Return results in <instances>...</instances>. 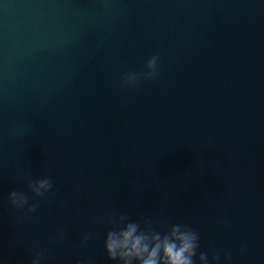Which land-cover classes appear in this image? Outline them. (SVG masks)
<instances>
[{"label": "water", "instance_id": "water-1", "mask_svg": "<svg viewBox=\"0 0 264 264\" xmlns=\"http://www.w3.org/2000/svg\"><path fill=\"white\" fill-rule=\"evenodd\" d=\"M129 225L264 264V0H0V264Z\"/></svg>", "mask_w": 264, "mask_h": 264}, {"label": "clouds", "instance_id": "clouds-1", "mask_svg": "<svg viewBox=\"0 0 264 264\" xmlns=\"http://www.w3.org/2000/svg\"><path fill=\"white\" fill-rule=\"evenodd\" d=\"M39 188L45 187L44 184L38 185ZM135 226L129 225L126 230L118 234V237L110 236L106 241V251L110 258L119 255L128 264V260L136 258L140 264H158L157 256L161 255L164 264H190L189 256L193 247L192 237L186 233L175 235V239L180 244L169 243L167 238L159 243H154L149 249L143 236L134 235ZM153 237V241H156Z\"/></svg>", "mask_w": 264, "mask_h": 264}]
</instances>
